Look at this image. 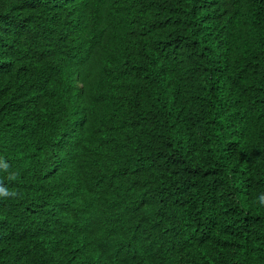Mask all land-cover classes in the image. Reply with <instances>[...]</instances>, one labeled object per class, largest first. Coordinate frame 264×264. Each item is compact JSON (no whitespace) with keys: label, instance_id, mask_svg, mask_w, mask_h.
Returning a JSON list of instances; mask_svg holds the SVG:
<instances>
[{"label":"trees","instance_id":"16d2710c","mask_svg":"<svg viewBox=\"0 0 264 264\" xmlns=\"http://www.w3.org/2000/svg\"><path fill=\"white\" fill-rule=\"evenodd\" d=\"M0 264H264V0H0Z\"/></svg>","mask_w":264,"mask_h":264}]
</instances>
